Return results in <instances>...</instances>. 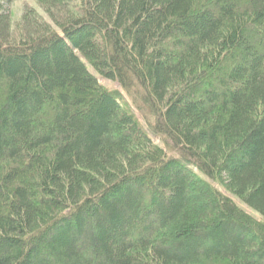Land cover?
<instances>
[{
  "label": "trees",
  "instance_id": "trees-1",
  "mask_svg": "<svg viewBox=\"0 0 264 264\" xmlns=\"http://www.w3.org/2000/svg\"><path fill=\"white\" fill-rule=\"evenodd\" d=\"M33 1L0 0V264H264V0Z\"/></svg>",
  "mask_w": 264,
  "mask_h": 264
},
{
  "label": "rangeland",
  "instance_id": "rangeland-1",
  "mask_svg": "<svg viewBox=\"0 0 264 264\" xmlns=\"http://www.w3.org/2000/svg\"><path fill=\"white\" fill-rule=\"evenodd\" d=\"M4 2H6L8 4L7 6L9 7L8 9H9V12L11 14V18H12L13 23H16L18 21V19H20L22 11L24 8L36 9L38 13L42 14L33 0H13L10 2H7L4 0ZM99 84H101L102 86H105L109 90L120 91L119 87L114 82L99 80ZM238 205L240 206V204H238ZM241 208H243V207L241 206Z\"/></svg>",
  "mask_w": 264,
  "mask_h": 264
}]
</instances>
